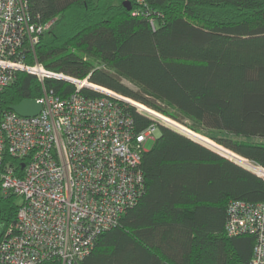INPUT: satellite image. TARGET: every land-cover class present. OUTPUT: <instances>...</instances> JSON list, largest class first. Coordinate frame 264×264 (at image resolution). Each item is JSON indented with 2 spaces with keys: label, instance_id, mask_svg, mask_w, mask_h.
<instances>
[{
  "label": "trees",
  "instance_id": "1",
  "mask_svg": "<svg viewBox=\"0 0 264 264\" xmlns=\"http://www.w3.org/2000/svg\"><path fill=\"white\" fill-rule=\"evenodd\" d=\"M29 12L50 26L34 49L23 48L27 64L88 77L188 120L193 131L264 170V0H29ZM44 82L62 97L76 90L64 79ZM41 95L37 76L18 70L0 107ZM127 108L138 131L150 124ZM7 163L20 174V159L6 152ZM142 168L145 193L81 264L250 263L255 235L229 236L225 223L231 201L264 202L259 173L167 126L144 151ZM18 199L0 185V239L16 220Z\"/></svg>",
  "mask_w": 264,
  "mask_h": 264
},
{
  "label": "built area",
  "instance_id": "2",
  "mask_svg": "<svg viewBox=\"0 0 264 264\" xmlns=\"http://www.w3.org/2000/svg\"><path fill=\"white\" fill-rule=\"evenodd\" d=\"M49 26L32 20L29 0H0V94L18 70L36 75L42 88L35 116L0 107V185L3 193L22 198L15 222L0 239V264H81L97 237L145 193L142 156L160 126L200 135L88 77L56 74L38 61L27 64L23 48L34 49ZM47 77L71 82L76 90L59 96L45 86ZM127 106L150 124L138 131ZM6 152L22 162L20 174L3 164ZM225 230L229 236L254 234L249 264H264V202L231 201Z\"/></svg>",
  "mask_w": 264,
  "mask_h": 264
},
{
  "label": "water",
  "instance_id": "3",
  "mask_svg": "<svg viewBox=\"0 0 264 264\" xmlns=\"http://www.w3.org/2000/svg\"><path fill=\"white\" fill-rule=\"evenodd\" d=\"M125 5L130 9L129 3L126 2ZM42 104L36 99H26L20 102L18 105H15L11 110L22 116H35L40 113ZM231 159L236 160L231 157Z\"/></svg>",
  "mask_w": 264,
  "mask_h": 264
},
{
  "label": "rangeland",
  "instance_id": "4",
  "mask_svg": "<svg viewBox=\"0 0 264 264\" xmlns=\"http://www.w3.org/2000/svg\"><path fill=\"white\" fill-rule=\"evenodd\" d=\"M127 85H129L130 87H133L134 89H136L137 87L136 86H134L129 80H127V79H124L123 80ZM161 112V111H160ZM162 113H164L165 115H169V116H171L170 114H167L166 112H162ZM172 117V116H171ZM174 118V117H173ZM176 120H178V121H181V122H184V123H187L188 122V120H183V119H178V118H175ZM188 125V124H187ZM197 133V132H196ZM199 134V133H198ZM199 136H201V137H203L204 139H206V140H208L209 142H211L212 144H215V145H217V151H219V152H221V153H223L224 155H226V156H228L229 158L230 157H233V156H231L230 154H228V153H226L225 151H224V147L223 146H221V145H219V144H216V142L215 141H213L212 139H210V138H208V137H206V136H204V135H199ZM190 137V136H189ZM190 138H192V139H195V138H193V137H190ZM197 142H200V143H202V144H204V145H206L207 147H210L209 145H207L206 143H204V141L202 142V141H200L199 139H195ZM153 140H151V141H149V142H147L146 143V148L147 149H150L152 146H153ZM210 148H212V147H210ZM213 149V148H212ZM229 150V149H228ZM237 161V160H236ZM240 162V161H239ZM252 163V162H251ZM254 164V163H253ZM254 165H256V164H254ZM250 169H252L253 171H255V172H257V173H259L260 175H262V176H264V172H261V171H259L258 169H255V168H253V167H251V166H248ZM18 202L21 204L22 203V198H20L19 197V199H18Z\"/></svg>",
  "mask_w": 264,
  "mask_h": 264
},
{
  "label": "bare ground",
  "instance_id": "5",
  "mask_svg": "<svg viewBox=\"0 0 264 264\" xmlns=\"http://www.w3.org/2000/svg\"><path fill=\"white\" fill-rule=\"evenodd\" d=\"M196 137H197L198 139H200L202 142L204 141V143H206L207 145H209V146L212 147L213 149L217 150V145L212 144L211 142H209L208 140L204 139L203 137H201V136H199V135H197V134H196ZM224 151H225L226 153L230 154L231 156H233V158H235L238 162L240 161L239 163H241V164L244 165L245 167L249 168L248 166H251V167H253V168H255V169H258V170L261 171V172H264L263 169H260L259 166L256 167L257 165L254 166L253 163H252V164L250 163V161H247V160H245V159L239 157L238 155H236V154H234V153H232V152H230V151H228V150H225V149H224ZM249 169H250V168H249ZM251 170H252V169H251ZM252 171H253V170H252Z\"/></svg>",
  "mask_w": 264,
  "mask_h": 264
},
{
  "label": "crops",
  "instance_id": "6",
  "mask_svg": "<svg viewBox=\"0 0 264 264\" xmlns=\"http://www.w3.org/2000/svg\"><path fill=\"white\" fill-rule=\"evenodd\" d=\"M159 136H160V131H159V134L157 135L156 138H158ZM149 141H151V140H149ZM149 141H148V142H149ZM153 142H154V140H153ZM151 148H152V147H151ZM151 148H150V149H151ZM146 150H149V149L146 148Z\"/></svg>",
  "mask_w": 264,
  "mask_h": 264
}]
</instances>
